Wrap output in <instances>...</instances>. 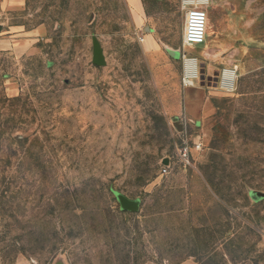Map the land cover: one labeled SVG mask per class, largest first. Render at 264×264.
<instances>
[{
  "label": "rangeland",
  "instance_id": "rangeland-1",
  "mask_svg": "<svg viewBox=\"0 0 264 264\" xmlns=\"http://www.w3.org/2000/svg\"><path fill=\"white\" fill-rule=\"evenodd\" d=\"M143 1L161 32L147 47L125 0H28L3 17L0 264H264V198L251 195L264 193V0H216L191 47L181 0ZM184 52L206 78L239 67L234 90L206 79L210 107L178 115L202 142L188 166L169 111L186 93Z\"/></svg>",
  "mask_w": 264,
  "mask_h": 264
},
{
  "label": "built area",
  "instance_id": "built-area-1",
  "mask_svg": "<svg viewBox=\"0 0 264 264\" xmlns=\"http://www.w3.org/2000/svg\"><path fill=\"white\" fill-rule=\"evenodd\" d=\"M210 0H181V8L184 10L185 23L183 30V43L187 44H199L206 40L207 30L210 26L209 18V6ZM138 40L142 41L144 36L137 33ZM186 52L183 53L184 59V74L183 84L192 85L195 80L200 79L201 74V60L199 56H186ZM188 55V54H187ZM189 62H193V65L187 66ZM239 77L238 65L232 64L229 66L221 67L218 75V86L225 91H232L237 84V78ZM179 136H176L175 146L177 149L178 160L184 166H188L192 163L191 149L195 146L197 149L202 148V142L199 139L193 140L189 131L190 119L180 118L177 121ZM192 141V144L190 143ZM168 162L164 164L163 172H168L171 159L169 157Z\"/></svg>",
  "mask_w": 264,
  "mask_h": 264
},
{
  "label": "crops",
  "instance_id": "crops-1",
  "mask_svg": "<svg viewBox=\"0 0 264 264\" xmlns=\"http://www.w3.org/2000/svg\"><path fill=\"white\" fill-rule=\"evenodd\" d=\"M28 0H0V35L4 32V18L5 15L9 14V12L14 10H21L26 7ZM126 5L130 11L131 21L137 28V33L144 36L142 42H145L146 47L152 43L155 44V38H157V34L161 33L156 25L146 24L145 17L147 16L146 7L143 0H125ZM222 4L220 1L210 0L208 11H209V18L210 24L213 22V19L216 17L219 18V13L222 9ZM182 9V8H181ZM183 11V30H184V23H185V12ZM209 24V25H210ZM218 27V26H217ZM210 33H218L216 35L217 38H220L222 35L219 34V31L215 28V26L210 27ZM142 29L144 31H142ZM220 29V28H219ZM221 30V29H220ZM44 31V27L42 25H38L31 29L28 33L31 35H36L42 33ZM160 37V36H159ZM11 36L9 35H2L0 36V49L7 48V46L11 45ZM194 45V44H193ZM192 45H189L191 47ZM178 50L176 53L177 55L181 54L179 48H175ZM188 55H195L193 53L186 52ZM175 54V55H176ZM209 54L212 56H217L215 51L210 52ZM201 60V59H200ZM229 66V65H226ZM184 74V70H183ZM183 78V76H182ZM209 86V83L207 84ZM186 88L185 96L182 98V103L180 104V100H177L174 105L169 107V111L175 113V119H180L182 116H178L185 113L186 118H191V116H197L198 114H202L206 111L208 107L212 104L211 97L207 95L206 86L201 84L200 79L195 80L194 84L192 85H184ZM193 105L196 106L197 112L193 109ZM14 264H30V262L24 260H17Z\"/></svg>",
  "mask_w": 264,
  "mask_h": 264
},
{
  "label": "water",
  "instance_id": "water-1",
  "mask_svg": "<svg viewBox=\"0 0 264 264\" xmlns=\"http://www.w3.org/2000/svg\"><path fill=\"white\" fill-rule=\"evenodd\" d=\"M94 62L99 65H104L106 63V60L104 59L102 49L100 46L97 44L96 49H95V54H94ZM201 74H200V81L202 84L205 83L206 79L210 80V83H213V85H218V75H219V70L217 69L214 73V77L211 78V76H208L206 78V64L205 62H201ZM178 121V119H176ZM165 163L168 162V158L166 157L164 160ZM257 200L263 199L264 198V193L260 191H253L251 193ZM121 200L122 207L127 210H133L137 207V200L134 199H129L125 197L124 195L120 194L118 196ZM55 264H65L63 260H58Z\"/></svg>",
  "mask_w": 264,
  "mask_h": 264
},
{
  "label": "bare ground",
  "instance_id": "bare-ground-1",
  "mask_svg": "<svg viewBox=\"0 0 264 264\" xmlns=\"http://www.w3.org/2000/svg\"><path fill=\"white\" fill-rule=\"evenodd\" d=\"M187 45L189 46V45H193V44H187ZM173 52H178V50H177V49H173ZM175 54H176V53H175ZM181 54H182V53H181ZM176 55H177V54H176ZM185 55H186V56H190V57H191V56H194V55H187V53H185ZM193 64H194L193 62H192V63L189 62L187 66H190V65H193Z\"/></svg>",
  "mask_w": 264,
  "mask_h": 264
},
{
  "label": "trees",
  "instance_id": "trees-1",
  "mask_svg": "<svg viewBox=\"0 0 264 264\" xmlns=\"http://www.w3.org/2000/svg\"><path fill=\"white\" fill-rule=\"evenodd\" d=\"M190 255H193V256H197V252H196V250L194 249V250H192L191 252H190ZM196 259H197V261H198V258L196 257Z\"/></svg>",
  "mask_w": 264,
  "mask_h": 264
},
{
  "label": "flooded vegetation",
  "instance_id": "flooded-vegetation-1",
  "mask_svg": "<svg viewBox=\"0 0 264 264\" xmlns=\"http://www.w3.org/2000/svg\"><path fill=\"white\" fill-rule=\"evenodd\" d=\"M210 81V80H209Z\"/></svg>",
  "mask_w": 264,
  "mask_h": 264
}]
</instances>
